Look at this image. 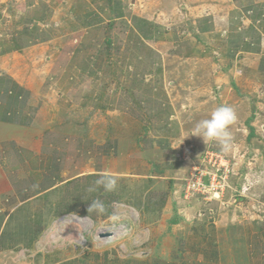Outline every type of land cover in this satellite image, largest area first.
<instances>
[{
    "label": "rangeland",
    "instance_id": "374dc122",
    "mask_svg": "<svg viewBox=\"0 0 264 264\" xmlns=\"http://www.w3.org/2000/svg\"><path fill=\"white\" fill-rule=\"evenodd\" d=\"M136 2V14L142 16L147 11H142L143 8L148 5L168 10L172 19L168 22L170 26L184 32L173 47L169 44L145 46L131 30L121 32L114 28L109 32L111 39L106 42L100 27L85 35L77 29L76 35L62 41L64 47L54 65L46 67L52 68L49 75L40 72L39 80L42 75L47 76L44 83L58 85L47 91L51 95L62 93L61 115L55 124L61 128L68 126V133L92 134L93 144L99 149L92 153L93 164L101 168L110 166L113 158L127 152L124 146V152L120 147L117 153H103L99 144L116 146L113 141L119 139L125 145L131 139L138 140L136 150L143 153L156 147L160 151V157L157 156L162 161L160 164L171 161L175 167L157 171L156 178L136 177L129 167H124L125 174L117 177L112 191L96 185L99 176L92 177L74 186L62 185L28 208H20L0 239V264H147L145 258L153 247L158 248L162 238L153 231L163 228L157 222L160 198L167 200L174 192L182 197L191 172L197 169L210 176L216 173L217 187L210 197L194 195L207 217L216 219L228 212L240 218H264V72H255L248 65L247 75L240 79L239 87L232 83L231 89H221V95H214L213 91L222 86L229 69L225 61L216 64L222 48L219 44L222 29L200 41L219 50L218 55L211 54L212 63L184 57L193 44L199 50L202 47L192 29L195 16L207 11L213 16H223L221 20H224L232 3L235 12L232 22L244 23L252 13L250 8L244 9L249 6V0ZM68 27L64 30L74 33ZM60 33L63 35L64 31ZM75 38L78 41L73 44ZM100 49H109L108 54ZM246 64H236L235 71L244 69ZM231 76L239 74L234 72ZM215 80L218 81L214 83ZM224 105L232 107L237 116L229 126L233 147L227 153L218 142L205 143L194 135L196 125ZM125 155V163L138 162ZM142 163L146 168L151 167L148 157ZM150 195L152 200L148 202L146 197ZM94 200L104 204L103 213L89 207ZM127 209L136 217L125 212ZM79 219H88L92 224L91 230L82 232L83 240L75 235L80 228L74 222ZM69 220L57 234L56 223ZM2 225L0 221V229ZM102 228L115 229L122 236L99 246L93 237ZM52 234L57 241L47 242L48 235Z\"/></svg>",
    "mask_w": 264,
    "mask_h": 264
},
{
    "label": "crops",
    "instance_id": "0c3cea01",
    "mask_svg": "<svg viewBox=\"0 0 264 264\" xmlns=\"http://www.w3.org/2000/svg\"><path fill=\"white\" fill-rule=\"evenodd\" d=\"M247 5L244 9L250 8L252 13L244 23L232 22L235 15L232 3L224 20H221L223 16H213L207 11L192 19V29L202 47L199 50L193 44L185 60L195 57L212 63L211 54L218 55L219 50L200 41L222 29L219 38L222 48L216 64L225 61L229 69L222 86L213 91L215 96L221 89H231L232 83L239 87L240 79L247 75L248 65L255 72H264V0H249ZM135 7V0H0V221L3 222L0 233L20 208H28L62 185L74 186L92 175L101 177L105 173L118 177L125 174L124 167H129L134 176L146 178H156L162 169L175 167L171 161L160 164L162 161L157 158L160 151L156 147L143 153L136 150L138 140L131 139L125 145L119 139L113 141L116 146L99 144L103 153H117L120 147L124 152V146L127 152L113 158L110 166L101 168L93 164L92 153L99 149L93 144L92 134L68 133V126L63 130L55 124L61 115L62 93L51 95L47 91L58 88L56 82L44 83L47 76L42 75L39 80L40 72L49 75L52 68L46 67L54 65L64 47L62 41L76 35L77 29L85 35L100 27L106 42L111 39L109 32L114 28L121 32L131 30L145 46L169 44L173 47L180 34L183 35L184 32L170 26L171 18L165 8L158 10L148 5L142 10L148 12L142 16L136 14ZM139 21L145 22L147 36L137 31L135 26ZM66 26L74 33L65 31ZM77 41L75 38L73 44ZM100 50L107 54L109 51ZM241 62L247 63L246 67L236 72L235 66ZM234 72L239 76L232 78ZM125 154L138 162L125 163ZM147 157L151 167L146 168L142 160ZM146 200L151 201V195ZM159 201L161 210L157 222L163 228L153 231L162 238L158 248L153 247L145 258L147 264H264V218H240L228 212L216 219L207 217L199 209L196 197L185 198L176 192L167 200L161 197Z\"/></svg>",
    "mask_w": 264,
    "mask_h": 264
},
{
    "label": "clouds",
    "instance_id": "9594fccd",
    "mask_svg": "<svg viewBox=\"0 0 264 264\" xmlns=\"http://www.w3.org/2000/svg\"><path fill=\"white\" fill-rule=\"evenodd\" d=\"M237 119L234 109L230 106H219L212 113L210 118L201 120L194 130V135L199 136L206 142H218L223 152L231 151L233 147L232 136L229 126ZM97 186H102L106 191L116 188L117 177L105 173L96 181ZM90 208L103 213L104 204L99 200H94Z\"/></svg>",
    "mask_w": 264,
    "mask_h": 264
},
{
    "label": "bare ground",
    "instance_id": "6f19581e",
    "mask_svg": "<svg viewBox=\"0 0 264 264\" xmlns=\"http://www.w3.org/2000/svg\"><path fill=\"white\" fill-rule=\"evenodd\" d=\"M218 195V194H217ZM216 194H213L214 198H219ZM125 212L129 213L131 216L136 217L133 212H131L129 209H127ZM71 220H69L68 222H58L55 225L56 228V233L57 231H60L61 229H63L64 225H67V223H70ZM75 225L77 227H79L80 229H78L76 231V237H78V239L83 240L82 238V232L86 231V230H91L92 229V224L88 219H79L76 222H74ZM99 230V229H98ZM117 230L115 229H111V228H102L99 230L98 234L94 235L93 239L94 241L99 245H105V244H109L112 243L115 239H117L118 237L122 236L121 233L116 232ZM108 233L109 236H101V234H106ZM58 234V233H57ZM60 234V233H59ZM46 239V238H45ZM47 242H55L57 241V237H54L53 234L52 235H48L47 237ZM45 241V240H44ZM46 242V241H45ZM42 243V242H41ZM82 243V242H81Z\"/></svg>",
    "mask_w": 264,
    "mask_h": 264
},
{
    "label": "built area",
    "instance_id": "2783aa9c",
    "mask_svg": "<svg viewBox=\"0 0 264 264\" xmlns=\"http://www.w3.org/2000/svg\"><path fill=\"white\" fill-rule=\"evenodd\" d=\"M215 178L216 173L210 176V174H206L198 169L191 172L185 185L183 196L185 198H189L195 197L198 194L200 196L204 194L210 197V194L213 193L214 188L217 187V184L214 181Z\"/></svg>",
    "mask_w": 264,
    "mask_h": 264
},
{
    "label": "trees",
    "instance_id": "16d2710c",
    "mask_svg": "<svg viewBox=\"0 0 264 264\" xmlns=\"http://www.w3.org/2000/svg\"><path fill=\"white\" fill-rule=\"evenodd\" d=\"M139 22H140V21H139ZM142 22H143V25L141 24ZM144 23H145L144 21H141V22L139 23V25H137V26H135V27L137 28V31L139 32V34L144 35V36H147V35L149 34V32H148L147 26H145ZM251 134H252V133H250L249 136H250ZM92 177H96V176L92 175V176H90L89 178H92ZM2 235H4V232L1 233V235H0V239H1Z\"/></svg>",
    "mask_w": 264,
    "mask_h": 264
},
{
    "label": "water",
    "instance_id": "95a60500",
    "mask_svg": "<svg viewBox=\"0 0 264 264\" xmlns=\"http://www.w3.org/2000/svg\"><path fill=\"white\" fill-rule=\"evenodd\" d=\"M101 236H109V234H107V233L106 234H101Z\"/></svg>",
    "mask_w": 264,
    "mask_h": 264
}]
</instances>
